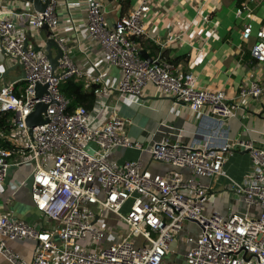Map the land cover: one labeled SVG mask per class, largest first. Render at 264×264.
Returning a JSON list of instances; mask_svg holds the SVG:
<instances>
[{
  "label": "built area",
  "instance_id": "built-area-1",
  "mask_svg": "<svg viewBox=\"0 0 264 264\" xmlns=\"http://www.w3.org/2000/svg\"><path fill=\"white\" fill-rule=\"evenodd\" d=\"M154 1L138 0L113 26L107 23L102 2L95 1L88 10L87 28L109 63L121 70V95L139 98L153 84L163 97L215 123V131L200 134L190 145L165 139L149 147L153 161L173 169L165 175L151 174L141 160L121 166L111 163L109 154L118 146L142 149V144L125 135L127 121L113 115L105 124L95 125L86 107L70 110L61 85L82 77V71L65 51L54 71L46 54L28 48L17 37L16 14L12 18L0 14L2 47L22 65L26 76L20 92L14 83L0 90V113L13 112L15 127L8 139L11 146H0V185L10 169L32 163V202L58 224L54 231L38 230L27 221L0 214V255L9 263L165 264L185 225L194 222L200 233L187 239L184 264H264V149L250 140H233L224 131L227 121L237 117L242 102L264 97V77L251 75L249 84L229 101L222 90L200 89L192 72L178 74L162 55L151 62L143 58L138 40L149 36L148 16L156 7ZM57 2L51 0L45 12L31 14L34 29L59 26ZM252 4L264 7V0H243L237 15L251 14ZM252 36V24H245L243 40L250 41ZM255 36L250 54L264 65V20ZM37 84L47 86L41 97H37ZM38 103L47 106L43 114L47 122L31 134L27 118ZM238 151L248 152L252 161V171L243 183L231 179L224 169L227 156ZM185 170L192 176L186 177ZM217 178L228 179L227 188L236 196L227 215L208 212L213 187L203 180ZM93 207L100 212L96 214ZM101 211L123 222L128 235L108 243V232L99 225ZM26 239L36 241L30 262L7 246L8 240Z\"/></svg>",
  "mask_w": 264,
  "mask_h": 264
},
{
  "label": "crops",
  "instance_id": "crops-1",
  "mask_svg": "<svg viewBox=\"0 0 264 264\" xmlns=\"http://www.w3.org/2000/svg\"><path fill=\"white\" fill-rule=\"evenodd\" d=\"M100 1L106 14L107 23L113 26L116 21L128 15L138 0H58L56 14L59 26L51 30L74 64L82 71L85 88L95 86L94 107L89 112L95 117V125H103L113 115L127 121L125 135L132 141L142 144V149L118 146L109 154V161L117 166L126 162L141 160L144 167L153 175H165L173 169L163 163L153 161L149 147L154 142L165 139L190 145L200 134L216 130L215 123L202 114H194L171 98L163 97L157 87L148 84L142 96H123L118 87L122 72L111 65L101 44L88 34V10L92 3ZM243 0H155L156 7L148 20L149 36L138 40L141 51L150 58L159 54L175 65L178 74L192 72L197 77L198 87L206 90H222L229 101H233L239 89L249 84L252 76L264 77V65L255 62L250 48L256 41V32L264 20V7L252 4L251 14L237 15ZM35 11L26 0H0V14L13 18L17 37L28 43V48L46 54L47 31L36 30L32 26L31 14ZM205 18H208L206 21ZM252 24L253 36L244 41L242 30L245 24ZM57 56V49H52ZM62 60V59H61ZM60 60V62H61ZM21 64L7 56L0 42V90L15 84L16 92L25 86ZM100 78V82L97 79ZM236 118L227 121L224 131L233 140H250L255 147L264 149V97L242 102ZM4 113H0L3 117ZM92 117V118H93ZM12 118L11 130L0 137L10 139L15 131ZM94 119V118H93ZM14 128V129H13ZM11 146V145H10ZM9 146V147H10ZM95 148L94 144H91ZM246 151L234 152L227 156L226 174L236 182L243 183L252 171L250 154ZM34 165L26 164L10 169L3 185H0V214L11 219L27 221L38 230L54 231L58 224L38 211L31 197L32 173ZM183 174L191 177V172ZM213 187L208 212L229 213L235 195L228 190L229 180L217 178L203 180ZM218 194L220 198H218ZM130 203L125 206L128 211ZM97 213L100 208L93 207ZM99 225L107 228V218L115 217L101 211ZM117 240H113L112 242ZM7 246L18 253L24 261L34 258L36 241H7ZM0 264H11L0 255Z\"/></svg>",
  "mask_w": 264,
  "mask_h": 264
},
{
  "label": "water",
  "instance_id": "water-1",
  "mask_svg": "<svg viewBox=\"0 0 264 264\" xmlns=\"http://www.w3.org/2000/svg\"><path fill=\"white\" fill-rule=\"evenodd\" d=\"M26 1H28L30 4H32L35 11H37V12H45L51 3V0H26ZM43 30L48 32L47 33V41H46L47 57H48L51 65H52L53 70L56 71V69L60 65V60L62 59L64 52L61 48L60 43L53 36L51 29L48 26H44ZM27 45H28V43L26 42V46ZM53 48L57 49V51H58V54L55 57L52 54ZM35 51H40V49L37 48V50H35ZM141 55L143 56V58H145L149 62L152 61V58H150L146 52L141 51ZM25 77L26 76H25V72H24L21 79H25ZM36 89H37V97H41L46 92L47 86H42L40 84H37ZM46 109H47L46 105H44L43 103H38L35 106V109L32 112V114L27 118V124L31 129V134H33V129L36 126L44 124L47 122L43 116V114L46 112Z\"/></svg>",
  "mask_w": 264,
  "mask_h": 264
},
{
  "label": "trees",
  "instance_id": "trees-1",
  "mask_svg": "<svg viewBox=\"0 0 264 264\" xmlns=\"http://www.w3.org/2000/svg\"><path fill=\"white\" fill-rule=\"evenodd\" d=\"M95 90V86L87 90L84 82L76 78H70L61 85V92L70 100V110L79 106L86 107L88 111L92 110L96 100ZM13 117V112H5L3 117H0V132L5 131L6 135L9 133L12 128L10 122ZM0 146L7 148L10 146V143L0 137Z\"/></svg>",
  "mask_w": 264,
  "mask_h": 264
},
{
  "label": "rangeland",
  "instance_id": "rangeland-1",
  "mask_svg": "<svg viewBox=\"0 0 264 264\" xmlns=\"http://www.w3.org/2000/svg\"><path fill=\"white\" fill-rule=\"evenodd\" d=\"M217 197L220 198V195L218 194ZM114 219L115 217L106 219V221L109 222V225L107 224V228L105 229L108 232L107 238L109 239L106 240L108 243H110L112 239L120 241L129 233V228L125 226L123 222L119 220H115L113 222ZM199 233L200 229L196 223L190 222L186 224L180 235V240L177 247L166 256L165 264H184L187 250V239L189 237L197 238L199 237ZM79 244L86 246L87 242L79 241Z\"/></svg>",
  "mask_w": 264,
  "mask_h": 264
}]
</instances>
